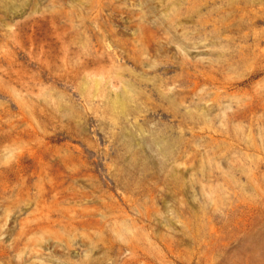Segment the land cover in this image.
<instances>
[{"label":"rangeland","instance_id":"obj_1","mask_svg":"<svg viewBox=\"0 0 264 264\" xmlns=\"http://www.w3.org/2000/svg\"><path fill=\"white\" fill-rule=\"evenodd\" d=\"M0 264H264V0H0Z\"/></svg>","mask_w":264,"mask_h":264}]
</instances>
